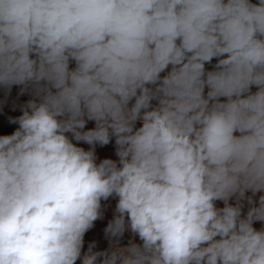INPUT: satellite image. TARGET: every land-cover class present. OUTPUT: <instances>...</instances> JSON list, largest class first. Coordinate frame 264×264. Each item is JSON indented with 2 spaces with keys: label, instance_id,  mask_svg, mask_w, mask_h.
Returning a JSON list of instances; mask_svg holds the SVG:
<instances>
[{
  "label": "clouds",
  "instance_id": "1",
  "mask_svg": "<svg viewBox=\"0 0 264 264\" xmlns=\"http://www.w3.org/2000/svg\"><path fill=\"white\" fill-rule=\"evenodd\" d=\"M14 85L0 264H264V0H0ZM110 197V247L82 255Z\"/></svg>",
  "mask_w": 264,
  "mask_h": 264
},
{
  "label": "crops",
  "instance_id": "2",
  "mask_svg": "<svg viewBox=\"0 0 264 264\" xmlns=\"http://www.w3.org/2000/svg\"><path fill=\"white\" fill-rule=\"evenodd\" d=\"M255 3L256 0H253ZM217 63V58H213L212 62L205 65L206 70L211 71L214 68V65ZM75 67V62L70 63V68ZM171 70V66L165 70V72L161 73V76L167 75V72ZM20 87L14 85L10 92H6L3 88H0V135H11L18 127V124L9 123V118L17 117V107L14 103V98L20 94ZM252 91H256L255 87H253ZM207 93V88L205 89V94ZM223 99V98H222ZM134 103V101H133ZM155 104V101H153ZM142 126L140 122H137V127ZM95 127L94 121H88L85 127V130L92 129ZM69 138L71 139V134H69ZM73 143L78 147H83L85 150L90 148L89 145L84 144L83 142H76L73 140ZM97 163H99L103 159H112L114 161L119 160L116 156V145L115 138L108 145L100 146L96 145L95 147ZM112 198V197H110ZM103 218L94 222V227L90 229L84 237V246L82 249V255L87 252L89 244L95 243V248L93 251H105L110 247V239L105 236V228L107 227L109 221L114 218V212L109 205H105V208H102ZM133 240L134 242H139L138 236H133L130 231H125L123 237L119 239V246H127L129 241ZM76 264H81V261L78 260Z\"/></svg>",
  "mask_w": 264,
  "mask_h": 264
},
{
  "label": "rangeland",
  "instance_id": "3",
  "mask_svg": "<svg viewBox=\"0 0 264 264\" xmlns=\"http://www.w3.org/2000/svg\"><path fill=\"white\" fill-rule=\"evenodd\" d=\"M260 193H257L254 197H253V200L256 202V206H258V201H259V196ZM246 196H252V193L251 192H248L246 193ZM118 202V198H115V197H112V198H109L108 201H102V208H105V205H109L110 208L112 209V212H114L115 214V207H116V203ZM230 203H232L233 205L235 204V199L231 200ZM244 208L242 210V214L243 215H246L247 214V211H248V208L250 207L248 204H247V201L245 200L244 202ZM216 205L217 207H223V202L222 201H217L216 202ZM257 230H260L262 227H264V223L262 222H259V221H256L254 222V225H253Z\"/></svg>",
  "mask_w": 264,
  "mask_h": 264
},
{
  "label": "built area",
  "instance_id": "4",
  "mask_svg": "<svg viewBox=\"0 0 264 264\" xmlns=\"http://www.w3.org/2000/svg\"><path fill=\"white\" fill-rule=\"evenodd\" d=\"M30 99H33V95L31 94L30 90L26 91L23 94L20 93L19 95L16 96V98L13 99L17 107V117L22 115V108ZM260 195H264V192H260L259 196Z\"/></svg>",
  "mask_w": 264,
  "mask_h": 264
}]
</instances>
